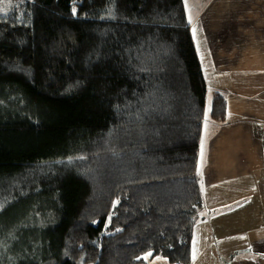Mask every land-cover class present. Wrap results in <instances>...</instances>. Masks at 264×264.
Returning a JSON list of instances; mask_svg holds the SVG:
<instances>
[{
  "label": "trees",
  "instance_id": "trees-1",
  "mask_svg": "<svg viewBox=\"0 0 264 264\" xmlns=\"http://www.w3.org/2000/svg\"><path fill=\"white\" fill-rule=\"evenodd\" d=\"M0 9V264H190L208 85L184 0Z\"/></svg>",
  "mask_w": 264,
  "mask_h": 264
},
{
  "label": "crops",
  "instance_id": "crops-1",
  "mask_svg": "<svg viewBox=\"0 0 264 264\" xmlns=\"http://www.w3.org/2000/svg\"><path fill=\"white\" fill-rule=\"evenodd\" d=\"M190 1L207 85L227 101L225 119L202 133L207 214L194 225L190 264H264V0Z\"/></svg>",
  "mask_w": 264,
  "mask_h": 264
},
{
  "label": "rangeland",
  "instance_id": "rangeland-1",
  "mask_svg": "<svg viewBox=\"0 0 264 264\" xmlns=\"http://www.w3.org/2000/svg\"><path fill=\"white\" fill-rule=\"evenodd\" d=\"M190 0H188V7L186 8L187 10V13H188V9H191L190 8ZM188 17H189V14H188ZM214 93V91L212 89H210L208 87L207 89V94H206V113H207V116H205V119H204V126H203V138H207L208 135L210 134V130H212L214 127H216L217 123H215L214 121H212L209 117V113H210V107H211V100H212V94ZM206 150L204 149V158H203V162H201V157L199 158V163H198V172H199V177H200V180L202 179V183H203V178H204V175H203V169H204V165L206 163ZM207 209L206 207H204V209L202 210L199 218L201 216H205L207 213H206Z\"/></svg>",
  "mask_w": 264,
  "mask_h": 264
},
{
  "label": "snow or ice",
  "instance_id": "snow-or-ice-1",
  "mask_svg": "<svg viewBox=\"0 0 264 264\" xmlns=\"http://www.w3.org/2000/svg\"><path fill=\"white\" fill-rule=\"evenodd\" d=\"M184 5H185V8L188 7V0H184ZM3 9H0V11H2ZM73 12H75V9H73ZM188 22L190 24H193V17L191 15H189L188 17ZM196 33H197V28L196 26L193 24V27H192V34H193V37L195 38L196 36ZM210 110V109H209ZM205 116H207V113H205ZM200 157H201V162H203V158H204V139L201 138V141H200ZM152 253L151 252H148L144 255V259H148L149 256H151ZM196 258V254H195V249L193 250V259ZM137 259H140V257H137ZM157 260H160V259H164L162 257H159L157 256L156 257Z\"/></svg>",
  "mask_w": 264,
  "mask_h": 264
}]
</instances>
